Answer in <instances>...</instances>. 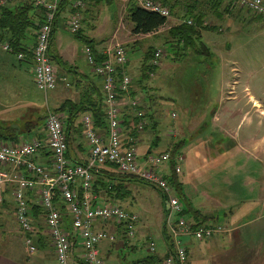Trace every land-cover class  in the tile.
<instances>
[{
  "label": "rangeland",
  "instance_id": "obj_1",
  "mask_svg": "<svg viewBox=\"0 0 264 264\" xmlns=\"http://www.w3.org/2000/svg\"><path fill=\"white\" fill-rule=\"evenodd\" d=\"M227 2L224 0L219 8L222 11L219 18L211 13L207 14L205 24L211 28L200 30V41L208 47L210 55L206 51H202L199 56H195L193 51L188 52L187 50L184 58L178 59L177 54L170 50L167 40L170 39L169 27L186 19L183 18L182 10L178 9L175 14L171 12L165 24L157 31L136 34L131 31V22L125 18L126 6L122 4L121 0H112L109 5L101 3L97 6L91 5L88 0H85V8L82 12L85 18L81 23L83 36L93 39L96 46L98 45L97 48L121 43L126 50L127 72L132 78L131 87L143 115L145 114L143 116L145 127L138 132L136 144V151L140 157L146 155L148 149L151 154L162 151L171 153L173 143L181 139L184 142L180 146L183 147L180 152L183 153L179 155L186 158L183 162L177 160V163L181 173L186 171L188 174L191 171V165L194 167L198 165L190 163L192 156H195L197 152L196 123L200 118H203L205 126L203 133L213 138L219 135V131L212 124L213 115L211 116V114L221 112L224 97L234 95L230 92L233 89L230 84L233 83L237 87V91L247 85L254 95L264 100V17L251 19L254 18L252 14H259L238 6L234 7L232 4L233 8L230 11H223ZM87 7L88 12L85 11ZM64 14L65 12L59 18L54 45H60L62 49L65 48L67 58H70L77 67L89 72L90 66L82 52L86 45L85 41L70 31L67 21L63 20ZM191 23H193L192 20ZM4 44L6 42L0 39V106L12 105L16 101L23 104L32 97L41 115L46 114L48 109L53 110L54 107L49 101L51 90L44 92L37 89L30 64L18 60L16 52L4 50L2 48ZM150 46L152 49L161 48L163 50L161 62L152 74H148L150 77L146 78L147 81L139 83L144 53L149 50ZM204 58L205 60L202 61ZM60 74L58 72L56 87L59 77H61ZM62 82L67 87L68 81ZM24 108V105H21L16 112L19 114L23 112ZM122 112L127 116L130 114L134 116L133 110L128 104L122 105ZM153 122L156 124L154 129L152 128ZM127 131L123 130V138L128 135ZM43 132V127H41L38 133L43 134ZM76 133L79 139L81 131L77 129ZM155 135L159 137L157 144L152 143ZM32 137L35 136L31 132L29 135H24L21 140H29ZM202 137L205 140L208 139L207 136H200V138ZM173 153V156L177 158L178 152ZM201 153H203L202 150ZM155 169L166 174L171 173V160L156 166ZM181 173L178 174L181 176ZM125 189L129 191V195L110 203L124 207L125 210L131 209L140 213L135 234L129 238L125 237L137 248L131 249L132 245L127 247L128 243L126 242V244H122L123 246L118 245L119 249L112 246V250L106 253V248L110 246L111 242L105 241L100 249L101 255L104 259L106 258L105 264H133L136 260L152 254L161 257L157 245L165 243L161 236L162 216L160 217V212H163V207L162 210L159 209L160 202L156 190L150 185L138 181L126 182ZM183 194L189 200V204H187L186 199L183 200L179 196L184 208L187 209V220H189V216L191 217L190 207L199 204L210 205V201L204 199L202 190L195 188L192 183L188 182L184 186ZM127 202L132 206H129ZM144 203L150 207L147 212H144ZM205 208L202 205V210ZM224 211L221 207L216 208L214 220L207 221L206 219V222L226 227L224 226L226 223ZM173 217L175 216L173 215ZM97 224L98 222H96ZM10 225L15 231L12 235L16 237L14 238L16 253L26 257L23 241L17 231V224L12 219ZM123 232L122 229L120 234L115 235V239L121 240L120 236ZM218 236L219 233L215 234V237ZM146 237L154 240V251L150 250V241ZM187 240H190L189 244L191 242L201 243L192 237ZM28 263L39 264L38 261L34 263V258H31Z\"/></svg>",
  "mask_w": 264,
  "mask_h": 264
},
{
  "label": "built area",
  "instance_id": "obj_2",
  "mask_svg": "<svg viewBox=\"0 0 264 264\" xmlns=\"http://www.w3.org/2000/svg\"><path fill=\"white\" fill-rule=\"evenodd\" d=\"M7 1L0 0V6ZM31 1L35 6L43 9L42 22L36 32L35 42L30 47L31 70L35 86L47 92L56 87L57 74L50 55V41L56 12L62 0ZM129 1H135L144 9L159 13L166 19L171 15L168 8L158 0H121L125 5ZM227 1L253 13L264 11V0ZM71 7L72 10L68 13L66 21L70 31L75 33L81 28L85 0H73ZM187 23L191 24V20H187ZM2 48L11 51L7 43ZM82 52L92 71L102 79L107 120L105 134H100L93 126L90 113L82 114L83 136L89 146V154L84 163L70 162L66 155L67 142L62 115L48 109L45 117L47 132L45 145L51 155L49 168L34 160V154L44 145L42 140L32 137L12 145L0 141V164L7 167V169H0V205L4 201V187L11 184L15 205L14 215L23 233L24 245L29 252H33L36 246L27 192L37 193L54 249L56 264H105L99 253V243L105 238L112 240L114 237L104 227L96 228V222L100 223L99 220L104 221L107 217H115L117 222L125 226L129 237L135 234V227L138 223L135 215L121 206L110 202L98 203L91 191L94 171L105 163L112 162L117 165L120 172L135 174L154 185L165 199L166 205H169V214L165 216V222L167 229L173 234V237L170 235L173 253L166 256L162 264H190L189 250L178 235L191 236L195 240L210 239L213 233L223 232L226 228L220 226L215 228L194 227L179 213L182 209L179 197L175 194L173 186L155 169V166L169 158L167 153L147 154L140 158L136 151L137 136L129 135L128 142L124 143L123 128L120 123L122 105L128 104L132 108L133 115L137 117V131L143 130L145 125L143 112L137 107L138 100L129 95L127 98L118 95L121 92L128 94L132 83V78L126 70L128 58L124 46L121 43L103 46L99 49L101 59H97L88 44L83 47ZM162 55L163 50L155 48L149 61L150 66L157 68ZM16 56L19 60H23L26 54L19 51ZM182 158L179 155L177 160L180 161ZM180 170L177 163L175 171L180 172ZM56 194H59L65 202L71 215L72 228L81 238L84 250L81 262L72 259L73 238L63 227L60 209L54 201ZM153 245L150 243L151 251H154Z\"/></svg>",
  "mask_w": 264,
  "mask_h": 264
},
{
  "label": "crops",
  "instance_id": "obj_3",
  "mask_svg": "<svg viewBox=\"0 0 264 264\" xmlns=\"http://www.w3.org/2000/svg\"><path fill=\"white\" fill-rule=\"evenodd\" d=\"M17 4V0H8L3 5H8L13 8ZM68 13L67 11L65 12L63 20L67 19ZM252 17L254 18L251 19H259L263 18L264 14H252ZM59 18L60 15L57 17L54 39L50 45V53L74 65L73 61L67 58L66 49H62L60 45H54ZM84 18L85 15L82 13V21ZM87 19L90 20L89 18ZM52 62L56 67L57 77L58 72L61 73L57 87L50 91L51 95L49 101L52 103L53 107L59 106L67 98L75 102L78 101L80 89L77 87V79L80 80L79 86L83 88L86 87L84 81L80 79L84 75L85 77L88 76L100 89L102 88L101 78L93 73L91 67L89 72H86L76 65L74 66L77 72L67 70L60 71L54 59ZM126 70H128L127 66ZM62 81H68L66 84L67 87H65ZM230 85L233 88L230 92L234 95L224 97L221 112H214L211 114V116L213 115L212 124L215 125L219 131V135L213 138L203 133L205 126L202 121L203 118H200L195 126V129H197L195 136L197 152L195 156H192V161L190 162L192 164L197 163L198 165L196 167L191 165V171L188 172V174L186 171H182L181 173V170L179 172L181 176L177 174L181 182L182 193L184 186L189 182L192 183L195 188L202 190L204 199L210 201V205L206 206L204 204H199L190 208L191 210H199L202 215H199L197 219H200L199 221H202L204 225L216 226L204 220H214L216 208L221 207L225 210L226 223L224 226H226V230L220 232L218 237H215L217 233H214L210 239L199 240L201 243L198 244H194L193 242L189 244L188 242L191 239L188 241L187 238H191L190 236H182L180 238L181 242L185 244L189 250L190 264H264V100L254 95L247 85H244L239 91H237V87H235L233 83ZM21 105H24L25 108L23 112L18 114L16 111L20 109ZM34 107L38 106L32 97L23 104L17 103L16 101L12 105H1L0 121H12L13 125H20L23 118H34ZM81 117L80 115L78 120L81 119ZM74 125L76 126V121ZM76 131L77 127L75 131L68 130L70 154L73 158L70 160L76 163H83L87 160L89 146L83 133L78 139ZM98 132L102 135L105 134V132H100V130H98ZM200 136H207L208 139L205 140V138H200ZM201 150L203 153H201ZM182 153L183 152H181V154ZM182 157L183 162L186 157L183 155ZM34 160L45 167H50L51 155L46 145L34 154ZM0 169H7V167L0 164ZM162 174L166 173L162 172ZM12 188L13 186L11 184L4 187V201L0 205V264H29L28 261L31 258H34V263L38 261L39 264H56L54 249L48 234V228L44 221V213L41 210L37 193L33 191L27 192L28 204L31 210L32 224L34 227L33 238L36 246L33 252H29L24 245L23 233L14 215L15 205L12 198ZM156 192L160 202L159 209L162 210L164 201L159 191L157 190ZM94 195L98 203L117 200H106L96 193H94ZM54 201L60 209L64 229L68 231V234L73 238V245L71 247L72 259L81 262L84 250L82 248L81 238L72 228L71 215L67 210L65 202L59 195L55 197ZM127 204L132 206L128 202ZM202 205L206 207L204 210H202ZM147 206L148 204L144 203V212L150 209L149 206L146 208ZM183 206L182 203V207ZM127 211L136 213L139 221V212L131 209ZM182 216L186 219V213ZM160 217L162 224L161 236L165 241L163 231L167 230V225L165 222L164 207L163 212H160ZM12 219L17 224V231L23 241V249L26 253V257L21 256L20 253H16V242H14V238L16 237L12 235L14 230L10 225ZM195 219L196 217L191 215V217L189 216V220H186L194 224L197 222ZM98 224L95 225L96 228L104 227L114 237L112 240L106 239L99 243V253L101 245L105 241L111 242L110 246L106 248V253L112 250V246L119 249L118 245L124 244V241H122L124 236L122 234V237L120 236L121 240L115 239V235L121 233V229L117 227V223L110 221L106 224ZM146 238L150 243L154 244L152 238ZM121 241L122 243L119 244ZM125 242L128 243L127 247L132 245L127 238ZM136 248V245H132L131 249ZM157 248L163 260L170 250L169 245L165 241L164 244L157 245ZM101 257L105 262L106 258L104 259L102 255ZM162 260L154 264H162Z\"/></svg>",
  "mask_w": 264,
  "mask_h": 264
},
{
  "label": "trees",
  "instance_id": "obj_4",
  "mask_svg": "<svg viewBox=\"0 0 264 264\" xmlns=\"http://www.w3.org/2000/svg\"><path fill=\"white\" fill-rule=\"evenodd\" d=\"M88 1L91 5L97 6L101 3H105L109 5V3L112 0H88ZM161 1L169 6L170 11L173 14H175V12L178 9L182 10L183 18H186L183 22L173 25L168 29V34L170 35V39L167 40V42H169L167 44L169 45L170 50L173 51L172 53H176L178 59L182 57L184 58V55L186 54L187 50L188 52L193 51L195 53V56H199V54L202 51H206L207 54L210 55L209 54L210 51L207 50L208 47L203 42L200 41L201 40L200 30L211 28V26L205 24L207 14L211 13L212 15L218 18L222 15V11H220L219 8L222 6L224 0H161ZM71 3H72L71 0H62L59 3L56 12V18L54 21L53 30H52L50 45L54 39L57 17L66 11L70 12L72 10ZM125 6H126L125 18L129 22H131L132 24L131 31L133 33L146 34V33L155 32L161 26H163L167 20L164 16L152 11L145 10L137 6L132 1L128 2ZM231 8H233L231 3L227 2V4L223 8V11H230ZM87 10L88 7L85 11ZM42 12L43 9L35 6L33 4V1L31 0L20 1L13 8H11L8 5L0 6V39L7 42V44L11 47L10 52L17 53L19 51H23L26 54L23 61L29 63L31 67H32V63L29 55L30 47L34 44L36 32L42 22ZM187 19H191L193 23L191 24L187 23L186 21ZM74 34L77 37L84 39L85 44H88L92 48L97 59L102 58V56L99 54L100 48L96 47V43L93 42V39H87L86 37L83 36L81 32V28ZM153 52L154 49H152L150 46L149 50H147V52L144 53L143 63L141 65V74H140L141 76L138 79L139 83L142 82L144 83L145 81H147L148 79L146 78L150 77L148 74L152 70L155 71L157 69L151 67L149 64V61L153 56ZM50 55L51 57L54 58L55 63L60 68V71L67 70V71L77 72V69L75 68L74 65L64 61L61 57L57 55H52V54ZM204 60L205 58L202 61ZM95 75L101 78L99 75L97 74ZM80 79L84 81L86 87L83 88L79 86L80 80L77 79V87L80 89L78 101L75 102L70 98H67L59 106L54 107L52 110L62 115L66 142H67L66 155L70 162H73L70 160L73 158L70 154L71 150L69 147L68 130L75 131L77 127L78 131L80 130L81 134L83 133L81 119L78 120V117L80 115L82 116L84 112L90 113L93 119V126L97 129V131L100 130V132H106V126H107V120L105 117V101H104L103 88L100 89L99 86L96 83L92 82V80L88 76L85 77L84 75ZM118 95L119 97H123V98H127L128 95L133 97L134 90L130 85L128 94L121 92ZM134 98L136 97L134 96ZM137 107L139 110H141V106H139V104L137 105ZM143 116H145V114ZM45 117L46 114L41 115L39 109L37 107H34V118H23L20 125H13L11 121L9 122L0 121V141L10 145L18 144L22 142L21 138L24 135H29L32 132L34 133V136L42 140V142H44L45 145V141L47 139V132L45 128ZM75 121H76V126L74 125ZM136 122H137L136 116H131V114L127 116L123 112L121 113L120 115L121 126L123 130L124 129L128 130L127 131L128 135L123 139L125 144L128 142L129 135H134V136L138 135L139 131L136 130ZM155 125H156L155 122H153L152 124L153 129L154 127H156ZM41 127H43L44 130L43 134L38 133V130ZM158 138L159 137L155 135V139L152 140V143L157 144ZM183 142L184 141L180 139L173 143L172 152H171V156H172L171 173L165 174V178L168 181V183H170V185L173 186L175 194L176 195L178 194L177 195L178 197L180 196L183 200H185L186 197L181 191V182L177 176L179 172H176L174 167V163L177 164V158L181 153L180 146L183 144ZM150 152H151L150 149H148L146 154H151ZM173 152L175 153L178 152V156L175 159V162L173 160L174 158ZM131 181H138L140 183L150 185L151 187L156 189L154 185L143 180L139 176H136L135 174L122 173L118 170V167L115 163L107 162L103 166L98 168L97 171H94L91 191L93 193H96L98 196L103 197V199H105L104 197H106L107 199L120 200L123 199L125 196L129 195V191L125 189V186H126V182L129 183ZM79 192H81L80 189ZM57 195L59 194H56L55 197ZM163 201L165 203L164 198ZM186 203L189 204L188 199H186ZM163 207L164 209L166 208L165 204H163ZM186 211L187 209H185L183 206L179 213L183 215L186 213ZM190 211H191V215L193 217H196L195 221H197L192 225L194 227L201 224L203 225V222L199 221L200 219H197L199 215H202L199 212V210L190 209ZM166 212L167 210L165 209V214ZM204 221H206V219ZM117 227H119L121 230L122 229L124 230V232L122 233V235L124 236L122 241H124L123 243L126 244L125 237H129V236L127 235L125 226L119 223L117 224ZM163 232H164L163 233L164 239L170 248L166 256H169L173 253L172 239L170 234L167 232V230H164ZM161 260H162L161 257H159L156 254H152L144 258H141L139 260H136L133 264H154Z\"/></svg>",
  "mask_w": 264,
  "mask_h": 264
},
{
  "label": "bare ground",
  "instance_id": "obj_5",
  "mask_svg": "<svg viewBox=\"0 0 264 264\" xmlns=\"http://www.w3.org/2000/svg\"><path fill=\"white\" fill-rule=\"evenodd\" d=\"M158 1H160V0H158ZM129 2H131V1H129ZM132 2H134L137 6H139L135 1H132ZM161 2V1H160ZM163 5H165L167 8H168V10L170 11V8H169V6L168 5H166V4H164L163 2H161ZM139 7H141V6H139ZM141 8H143V7H141ZM144 9V8H143ZM244 9V8H243ZM145 10H147V9H145ZM148 11H150V10H148ZM153 12V11H152ZM264 12V11H263ZM262 12V13H263ZM156 13V12H155ZM170 13H171V11H170ZM253 13V12H252ZM262 13H255V14H262ZM159 14V13H158ZM134 148H135V146H134ZM161 153H167L168 155H169V158L167 159V160H165V161H163L162 163H160V164H158V165H161V164H163L164 162H169L170 160H172V156H171V153L169 152V151H162V152H158V153H154V154H152V155H158V154H161ZM174 159H176V157H174L173 158V160ZM174 162H175V160H174ZM157 165V166H158ZM176 166V163H174V167ZM156 167V166H155ZM157 170V169H156ZM161 174H162V172H160ZM164 177H165V174H162ZM158 190V189H157ZM159 191V190H158ZM159 193H160V191H159ZM161 194V193H160ZM161 197H162V195H161ZM162 199H163V197H162ZM165 209L167 210V212H166V214H165V216H167L168 214H169V205H166V201H165ZM133 213V212H132ZM134 215H135V218H136V222H138V215L136 214V213H133ZM115 217H107L106 218V220H104V221H101V220H99V222L101 223V224H106V223H108V222H110V221H113V222H115V223H117V224H119V222H117L115 219H114ZM212 227V228H215V227H217V226H210V225H198V226H195V227ZM167 231H168V233L173 237V234L167 229ZM214 234V233H213ZM212 234V235H213ZM178 237L179 238H181L182 237V235L180 234V235H178ZM191 237V236H190ZM193 238V237H192ZM106 239H109V240H111L110 238H106ZM194 239V238H193ZM202 239H206V238H202ZM201 239V240H202Z\"/></svg>",
  "mask_w": 264,
  "mask_h": 264
}]
</instances>
